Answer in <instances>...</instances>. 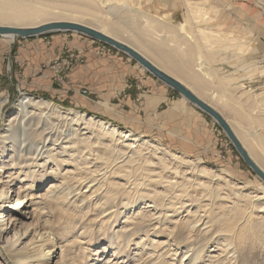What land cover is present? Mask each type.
Listing matches in <instances>:
<instances>
[{"label":"rangeland","instance_id":"rangeland-1","mask_svg":"<svg viewBox=\"0 0 264 264\" xmlns=\"http://www.w3.org/2000/svg\"><path fill=\"white\" fill-rule=\"evenodd\" d=\"M92 1L95 5L93 15L96 20L85 18L80 25L95 30L108 26L119 38H116L117 40L130 46L133 43L141 52L145 48L143 46L148 44L159 45L163 37L158 38L153 33L144 31L145 26L141 19L128 21L126 18L128 8L136 9L145 15H152L155 19H161L159 22L163 25L167 24L174 28L184 20L186 11L185 0H179L181 5L179 10H177L178 0H115L113 3L116 8L110 12L112 18L107 8L103 6L104 0ZM180 1L183 3L181 4ZM189 1L203 7V16L200 17L199 22L196 24L191 22V26L188 27L190 35L196 38L197 28H200L213 32L223 40L222 45H214V47H204L200 39L195 41L202 58L205 56L216 61V64L212 65L214 61H210L208 68L210 72L215 71L217 79L214 77L212 83L207 82V88L202 92L204 102L213 109L217 108L233 96L241 97L239 93H242L241 91L246 87L249 95L245 94L240 100L250 106H258L257 94L262 92L259 106L264 112V4H255V0ZM164 15L168 16L166 18L168 20L163 19ZM222 17L226 18L225 23H221ZM86 21H89L88 25L85 24ZM222 24L229 30L223 33ZM252 25L257 29L250 28ZM57 40H61V43L55 44ZM224 40L227 42L224 43ZM81 41H87L96 48L95 55L98 58L108 51L119 53L122 59L127 60L128 65L135 68L137 78L142 76L154 78L125 54L80 33L57 31L14 39L0 36V99L6 100L1 111V117H4L1 123L6 125L9 120L14 119L17 115L16 105L22 96L50 102L60 113L65 111L69 114H83L84 118L103 121L111 127L138 136L143 157L135 160L134 167L150 170V176L155 181L150 183V180L141 179L140 185L134 190L130 184H125V181L115 176L106 177L102 181L100 174L104 172L105 167L114 164L110 138L106 136L101 138L100 135L95 138V133L89 134L87 132L89 130L84 131L82 126L70 127L76 130L77 136L86 137L90 145L79 143L71 145L67 143V138L59 139L54 146L50 145L46 148L49 155L47 157L50 159L46 160L44 154L40 161H27L28 166L26 163L16 166L18 159H15L13 165L10 161L11 166L0 173L3 182L9 181L8 174L11 176V184H9L11 196L20 192L34 204L27 210L19 207L14 208L13 211L10 209L12 202L5 205L9 207L2 212V216L7 223L8 232L0 236V264L15 262L5 248V243H10L12 239L13 231L10 228L12 225L16 230L21 226L25 228L30 225L31 232L19 238L18 250L32 247L33 235L38 232V235L43 234L51 239L52 245L48 246V249L54 250L53 256H58L61 252L64 261L68 264H221L219 260L222 259L221 249L226 234L220 228L219 218L225 217V213L232 218L234 208L246 206L245 199L239 198L240 193L245 197L254 195L261 197L260 201L254 203L262 206L264 184L246 166L219 125L160 81L158 82L161 85L168 88L171 101L162 105L159 110H167L175 103L183 101L179 107L181 110L172 112L175 126L182 129V126L187 124L188 129H196L191 123L194 117L196 124L199 122L205 132L210 133L216 146V157L222 163L206 160L197 150L182 151L180 148H174L179 145L165 142L164 136L143 135L148 130L147 121H141L143 128L134 123L133 131L132 121L120 124L105 115H97L87 106L76 107V103L72 100L75 95L92 107L99 102L97 93L86 87L84 89L81 83L77 82L73 85L75 87H71V76L76 68L83 65L85 59L82 55ZM170 45L172 47L160 44L163 51L171 53L174 59L181 60L183 58L181 53L174 44ZM241 46L243 50H239ZM223 63H225L224 69L221 70ZM195 64L191 66L192 73L195 72ZM233 72L236 75L234 80L225 78V75L229 76V73L234 74ZM40 77L46 78V89L37 87L32 90L35 80ZM129 79L133 81V85L137 81L135 77ZM48 88L50 92H47ZM144 90L145 88L141 87L135 92L140 93ZM252 94L256 97L248 99ZM122 96V93L117 95L111 104L118 103ZM186 110L188 113L184 115ZM30 112L31 110H27L25 115L32 124L46 122V118L44 122L42 120L44 118L39 119L38 115L30 116ZM118 112L122 116L126 114L121 108ZM52 123L59 130H69L68 125L56 118ZM174 133L173 138L181 139L180 130H177L178 134ZM12 138L0 142V151L6 154L5 157L15 155L17 145H13ZM20 139L25 140L24 144L27 148H30L34 141L29 137H19L15 141ZM183 139L187 140L185 137ZM118 148L125 153L121 154L122 159L128 150L120 145L117 146V150ZM145 159L151 164L146 163ZM158 159L166 163L169 168L167 171L162 172L159 169ZM6 162L8 163V159L5 160ZM190 166H195V169ZM25 174H29L30 177L25 178ZM208 174H218L220 180H211ZM105 179L110 183L119 184L126 194L106 199L108 201L104 204H102L104 200L97 202L96 200L102 198L107 189ZM100 182L102 186H99ZM170 182L174 186L167 193L164 186ZM50 186L55 187L52 188L54 190L63 187L66 192L70 190L68 203L50 207V202L44 199V194ZM184 191L185 195L179 199L171 198L181 195ZM229 211L232 213H228ZM256 215L261 219L264 218L262 213ZM18 233L22 235L21 231ZM261 235L260 241L252 238L254 245L252 250L247 248L245 251L244 248L238 252L244 264H246L245 258L248 264H264V232ZM29 250L21 251L20 255L27 254ZM56 261L57 257H53L51 264H55Z\"/></svg>","mask_w":264,"mask_h":264},{"label":"bare ground","instance_id":"bare-ground-1","mask_svg":"<svg viewBox=\"0 0 264 264\" xmlns=\"http://www.w3.org/2000/svg\"><path fill=\"white\" fill-rule=\"evenodd\" d=\"M115 0H104L103 6L107 8L109 12V16H112V13L116 6L114 7ZM209 1V0H208ZM256 1V2H255ZM256 3L264 4V0H255ZM186 5V12L184 16V22L180 24L179 28L176 30L168 25L158 26L155 18L150 15H145L144 13L133 9L128 8V15L126 18L128 21H134V19H141L145 26V31L156 32V28H159L163 33L167 34L168 43L173 44L175 42L176 46H178V52H182L186 58L189 60L192 56L196 53L193 51H198L197 45L195 44L198 39H200L202 45L204 47H214L222 45L223 40L218 37V35L214 34L213 32H208L203 29L197 28V36L192 37L189 32V25L191 22L195 23L199 22L201 16H203L202 8L198 4H194L189 0H185ZM259 5V4H258ZM95 11V5L92 0H0V28H14V29H30V28H37L45 24L49 23H56V22H71L75 24L83 23L84 19L87 18L88 20H96V17L93 15ZM120 16V15H119ZM224 16V15H223ZM228 18V17H227ZM127 21V22H128ZM210 21H212L210 19ZM221 23L226 21V18L223 17L220 20ZM89 21H86L85 24L88 25ZM191 26V25H190ZM253 29H257L255 27H250ZM98 32H102L103 34L116 39V35L114 32H111L108 26L96 29ZM1 36H9L10 39H14L11 35H1ZM118 38V37H117ZM226 43L227 40H224ZM229 42V40H228ZM228 44V43H227ZM226 44V45H227ZM189 46V48H187ZM243 50V46L239 48V50ZM199 52V51H198ZM215 61V59L213 58ZM197 63V61H195ZM216 62V61H215ZM196 65V64H195ZM198 70L202 71V67L197 64ZM205 77L209 78L210 76L206 73L200 72ZM6 100L0 99V142L12 139V143L16 146L15 155L11 157H5V153H1L0 151V173L3 172L4 169H8L14 164V160L18 159L16 162V166L21 163H26L27 161H40L44 154V157L50 159L47 154L46 148L50 145H55L59 139L67 138V143L73 145L74 143L90 145L87 142V138L77 136L76 130L70 128L72 126H82V129L89 130L87 131L89 134L95 133V138L100 135L101 138L109 137L112 143L110 147L112 151V161L114 164L110 167H105L104 172L100 174L102 176V181L104 178L109 176H115L118 179H122L125 181V184H130L131 188L134 190L137 186H139L141 179H146L152 183L155 181L151 178V171L141 167H134L135 160L140 157L141 158V146L138 143L140 139H137L138 136H133L130 132H124L119 128L111 127L109 124L101 121H94V118H84L83 114H76V113H60L57 111V108L53 106L50 102L36 100L34 98L28 96H22L19 100L18 104L16 105L17 108V115L14 116L13 120H9L6 125L1 123V120L4 118L1 117L2 107ZM181 107V105H179ZM179 106L175 107L174 110L180 111ZM31 110L30 116H39V119L44 120L46 118V122L43 123H36L32 124L29 118H26L25 112ZM36 111L37 113L35 114ZM29 116V117H30ZM48 117V118H47ZM36 118V117H35ZM60 122H64V124L68 125L69 130H59L56 125L52 123L53 119ZM42 122V121H41ZM56 123V122H55ZM63 124V123H62ZM61 124V125H62ZM63 124V125H64ZM59 126V125H58ZM65 126V125H64ZM62 126V127H64ZM60 127V126H59ZM65 128V127H64ZM91 132V133H90ZM98 134H97V133ZM68 136H71L68 138ZM19 137H29L33 138V144L30 148L25 146V140H17ZM61 137V138H60ZM17 138V139H16ZM32 140V139H31ZM142 140V139H141ZM37 141V142H36ZM96 141V139H95ZM145 141V140H144ZM31 143V142H30ZM122 146L126 152L124 158L121 159L122 153L121 148L117 150V146ZM29 147V146H28ZM86 148V147H85ZM116 149V150H115ZM130 150L132 152H130ZM50 152V151H49ZM130 153V154H128ZM125 154V153H124ZM128 154V155H127ZM143 157V156H142ZM8 159V163H5V160ZM146 160V159H145ZM159 160V159H158ZM157 160V161H158ZM158 163L159 169L164 172L167 171L168 166L166 163L162 162ZM118 162V163H117ZM146 163H150L149 160L145 161ZM27 166L29 165L26 163ZM151 164V163H150ZM157 165V164H156ZM179 165V164H178ZM15 166V165H14ZM26 166V165H25ZM180 166V165H179ZM184 166V165H183ZM99 168V167H98ZM184 168V167H183ZM190 168L195 169V166H190ZM173 170V169H171ZM5 171V170H4ZM97 172V171H96ZM100 172V171H99ZM264 172V171H263ZM29 173V172H28ZM174 173H176L174 169ZM33 175V173H31ZM99 174V173H98ZM98 174H96L98 176ZM183 174V173H182ZM185 174V173H184ZM187 174V173H186ZM8 176V177H7ZM6 177L8 178V182H3L0 178V236L3 233L8 232L7 223H5L4 217L2 216V212L6 210L9 206H5L12 202L10 206L11 211L14 208L22 207L23 209H28L30 206H34L31 201H28L25 197V194L22 195L20 192H17L15 196H11L9 193V184H11V176L8 174ZM25 178H29V174L24 175ZM5 177V178H6ZM33 177V176H32ZM89 177V176H88ZM91 177V176H90ZM209 179L211 180H220V176L218 174H208ZM151 178V179H150ZM183 180L185 179V175L182 177ZM190 179V178H189ZM188 179V181H189ZM186 181V180H185ZM130 182V183H129ZM107 189L105 191L104 196L102 198L96 200L97 202L104 200L102 204H104L106 199H110L116 195H124V191L120 188L119 184L110 183L106 181ZM174 183V182H173ZM263 183V182H262ZM102 186V182H100L99 186ZM126 186V185H125ZM174 185L170 182L164 186L166 192H170L171 188ZM53 186H50L45 196V200L50 202V207L53 206H62L66 202L68 203V196L70 195L69 192H66V189L60 188L58 190H54ZM138 188V187H137ZM136 188V189H137ZM98 190V187L96 188ZM92 192V191H91ZM121 193V194H120ZM128 193V192H127ZM185 191L176 197H171L172 199H179L180 197L185 195ZM91 194V193H90ZM27 195V194H26ZM84 195V194H83ZM87 196V195H86ZM238 196V195H237ZM239 198L245 199V207H237L232 210L233 217L230 218L225 213V217L219 218L221 222V230L224 234H226L225 240L222 244L221 252L222 259L219 260L221 264H244L242 259H240V255L238 252L241 249L247 248L252 250L254 247L252 243V238L258 239L259 241L262 240V233L264 232V218L258 217L262 213L264 215V204L262 206H257L254 202L260 201L261 197L253 196V197H245L242 193L239 194ZM263 198V197H262ZM42 203V202H41ZM249 205V206H248ZM102 206V205H101ZM228 212V213H232ZM66 214V213H65ZM255 217V218H254ZM254 219H261L259 221ZM14 224V223H12ZM28 227H19L20 229H14L13 225L10 226L13 231L12 239L10 243H5L6 252L11 255V257L15 260L13 264H51L53 257H57V261L55 264H68L67 261H64V257L61 255L53 256L54 250L48 249V246L52 245V241L49 237L35 232L33 235L34 242L30 248H24L22 250L17 249L19 238H23L26 234H29L31 231ZM18 231H21L22 235H19ZM53 247V246H52ZM51 248V247H50ZM29 250L27 254L20 255V252ZM219 259V258H218ZM245 263H247V259L245 258ZM218 262V263H219Z\"/></svg>","mask_w":264,"mask_h":264},{"label":"crops","instance_id":"crops-1","mask_svg":"<svg viewBox=\"0 0 264 264\" xmlns=\"http://www.w3.org/2000/svg\"><path fill=\"white\" fill-rule=\"evenodd\" d=\"M177 3V10H179L181 6L179 4V0ZM180 3L182 4L183 1H180ZM169 6H171V4ZM166 18H168V16L164 15L163 19ZM222 19L223 17L221 20ZM155 20L159 27L165 25L159 22L161 19ZM183 22L184 20L181 21L180 24ZM180 24L176 28L171 26L176 30V33ZM221 29H223V33L229 30L228 27L223 26V24L221 25ZM146 32L153 33L158 38L163 37L162 41H160L161 43H159V45L148 44V46H143L145 47L143 52L139 51L133 43L131 46L130 44L126 45L134 48L139 53L141 52L140 54L146 60L155 64V66L163 73H166L170 77L180 81V83L186 86L191 93L204 101L202 98V92L205 88H207V82L212 83L213 78L216 76L215 71L214 73L210 72V69L208 68L210 67V61L213 62L214 60L207 59L205 56L202 58L198 51H193L196 53L191 59L197 61V64L200 62L198 65L202 67V71H199L198 67H196L197 65H195V72L192 73L191 66L196 63L195 61L186 58L182 52L179 53H181L183 58H181V60H176L173 58L171 53L163 51L164 49L160 46V44L171 46L170 43H168L166 33H163L159 28H156V32ZM57 43H61V40H57L55 44ZM173 44L178 51V46H176L175 42ZM81 48L82 55L85 58L84 63L73 72L70 80L71 87H75L73 85L77 82L81 83L84 85V89L86 87L97 93L99 102L92 107L75 95L72 97V100L76 103V107L85 108L87 106L90 111H93L97 115H105L120 124L125 123V121H132L133 126L129 127H131L133 131L135 129L134 123H136L138 127L143 128L141 121H147L146 128L149 131L151 130V132H148L147 130V133H143V135L164 136L165 142L173 145H179V147L174 146V148H180L182 151L197 150L198 154L200 153L206 160L208 159L212 162L220 161V159L216 157L217 150L215 149L216 146L210 133L207 134L203 126L199 125V122L196 124L194 117L191 123L197 131L196 129H188L189 126L187 124H184L182 129L175 126L176 122L173 121L174 119L172 117V112L174 111L173 108L181 105L183 101L175 103L172 108L167 110H159L162 105L171 101L168 94V88L166 86L164 87L157 79L152 77L144 78L142 76L137 78V75H135V68L128 65L126 62L127 60L122 59L119 53L108 51L102 54L101 58H98L95 55L96 48L92 47L87 41H81ZM187 48H189V46ZM212 64H216V62L214 61L211 65ZM224 64L225 63L222 64L221 70L224 69ZM200 72L204 74L207 73L210 77L207 78L203 74H200ZM233 73L234 74L229 73V76L225 75L226 77H224L228 80H234L236 75L235 72ZM129 77H135L138 82L136 81L133 85V81H130ZM215 78L217 79V77ZM204 81H206V83H204ZM139 83L140 85H138ZM45 84H47L46 78L40 77V79L38 78L35 80V86H32V90L37 87H43L46 89ZM141 87H144L145 90L140 93H136V89ZM124 91H127L128 93H123ZM47 92H50L49 88L47 89ZM241 92L243 94L238 92L241 97L249 93L246 87ZM121 93L123 94L122 99L116 104H111L113 98L117 97V95H121ZM261 93L257 94L258 97L256 104H258V106H250L249 104H245L243 100H240L241 97L233 96L227 99L228 101L226 103L217 108L214 107V109H216L225 118V121L231 127L235 137L240 141L242 147L248 156L251 157L256 166L261 171H264V112H262L263 109L259 106L261 102ZM254 97H256V95L252 94L248 96V99ZM120 108L126 113L125 116L120 115L118 112ZM186 113H188L187 110L184 115H187ZM177 130H180V135H182L181 139H176L172 136L174 132V134H178ZM169 135L171 137H168ZM183 137L187 138V140L183 139ZM228 161L230 162L229 159ZM219 163L222 162L220 161Z\"/></svg>","mask_w":264,"mask_h":264},{"label":"water","instance_id":"water-1","mask_svg":"<svg viewBox=\"0 0 264 264\" xmlns=\"http://www.w3.org/2000/svg\"><path fill=\"white\" fill-rule=\"evenodd\" d=\"M57 31H70L80 33L82 35H86L92 38L99 43H103L110 48L118 50L119 52L128 56L132 61L134 60L138 63L147 73H150L154 78L158 81L172 89L174 92L179 94L181 97L183 96L191 105L195 108L200 109L203 113L209 116L217 125L225 133L226 137L230 142L233 144L234 148L236 149L239 156H241L242 160L248 166L252 172L263 182L264 184V172L261 171L256 164L253 162L250 156L246 153L244 148L242 147L241 143L235 137L231 127L222 115L216 110L205 103L203 100L197 98L193 93H191L186 86L182 83L177 81L176 79L170 77L166 73H163L159 70L152 62L146 60L137 50L134 48L129 47L125 43L115 40L102 32H98L97 30L90 28L88 26H82L75 23L69 22H56V23H49L42 25L37 28H30V29H14V28H0V36L1 35H11L14 38L21 37H33L39 36L42 34H47L50 32H57Z\"/></svg>","mask_w":264,"mask_h":264},{"label":"built area","instance_id":"built-area-1","mask_svg":"<svg viewBox=\"0 0 264 264\" xmlns=\"http://www.w3.org/2000/svg\"><path fill=\"white\" fill-rule=\"evenodd\" d=\"M84 94H86V92H84Z\"/></svg>","mask_w":264,"mask_h":264}]
</instances>
